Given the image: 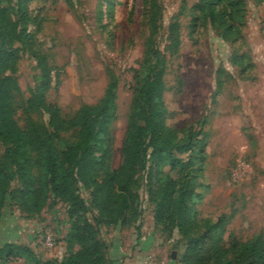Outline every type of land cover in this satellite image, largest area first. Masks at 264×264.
<instances>
[{"label":"rangeland","instance_id":"obj_1","mask_svg":"<svg viewBox=\"0 0 264 264\" xmlns=\"http://www.w3.org/2000/svg\"><path fill=\"white\" fill-rule=\"evenodd\" d=\"M155 2L159 20L151 47L164 70L165 123L180 140L189 129L202 130L198 138L205 156L202 172L194 179L198 198L191 206L190 233L183 238L171 223L155 222L152 198L158 178L169 166L144 161L136 168L130 205L119 219L100 208L91 187L79 185L84 210L70 212L66 202L53 196L35 210L25 207L18 193L20 182L7 180L0 247L15 242L28 246L37 260L61 259L80 250L74 233L85 221L95 231L106 264H122L128 256L144 264L149 260L181 264L189 253L185 242L199 235L204 236L199 255L210 264L217 256L222 259L219 247L233 241L259 237L264 251V0H225L224 14L232 16L235 39L219 35L196 10L197 0ZM17 3L18 31L27 21L30 36L24 46L13 45L9 30L4 34L6 46L18 45L13 70L17 89L11 97L16 124L25 134L47 128V113L27 102L41 81L38 57L49 68L46 100L63 116L74 114L82 103H95L113 72L116 116L105 144L109 164L116 168L122 157L134 71L149 40L150 0H2L11 8ZM76 137L75 128L58 132V139ZM3 150L0 144V170L8 175ZM29 155L35 167L36 152ZM5 264L32 263L19 258Z\"/></svg>","mask_w":264,"mask_h":264},{"label":"trees","instance_id":"obj_2","mask_svg":"<svg viewBox=\"0 0 264 264\" xmlns=\"http://www.w3.org/2000/svg\"><path fill=\"white\" fill-rule=\"evenodd\" d=\"M224 2L197 0L195 8L222 38L235 39L237 35H233V23L229 21L232 16L224 14L228 8ZM150 3L147 16L149 40L139 68L134 71L135 82L121 146V162L113 168L106 157L108 147L105 144L109 126L116 116L117 77L113 72L108 73L103 93L95 103H82L74 114L63 116L58 106L46 100L49 68L43 57H38L41 81L27 102L31 108H40L47 113V128L25 134L18 127L11 101L17 89L13 70L18 45L13 48L6 46L4 34L9 30L13 45L24 46L28 44L30 34L25 28L27 21H23L18 31L15 19L18 3L11 8L2 5L0 0V144L4 147L3 155L9 170L8 175L0 170V210L7 193V180L16 179L20 182L18 193L25 207L38 210L48 196H53L66 202L70 212L84 210V201L78 192L82 184L92 188V194L104 212L112 213L119 219L130 205V184L137 166L144 161H162L168 164L169 170L158 178L159 187L152 198L155 222L163 225L169 222L183 238L188 236L191 206L198 198V194L194 193V179L202 172L205 156L198 138L202 130L189 129L185 138L180 140L165 123L164 70L157 51L151 47L153 35L158 29L159 8L155 0H150ZM74 128L77 129L74 140L58 139L59 131ZM31 150L36 152L35 167L29 155ZM177 152L185 153V158ZM77 229L74 237L81 244L80 250L70 252L61 259L37 260L28 246L6 242L0 247V262L5 264L26 258L32 264H106L92 225L84 221ZM72 239L68 240L69 244ZM203 239L204 236L199 235L185 242L189 253L181 259V264H192L193 261L195 264H210L199 255ZM219 248L218 254L223 257H215L213 264H264L259 237L246 242L233 241Z\"/></svg>","mask_w":264,"mask_h":264},{"label":"crops","instance_id":"obj_3","mask_svg":"<svg viewBox=\"0 0 264 264\" xmlns=\"http://www.w3.org/2000/svg\"><path fill=\"white\" fill-rule=\"evenodd\" d=\"M122 264H144L143 260L136 258V256H128L122 262Z\"/></svg>","mask_w":264,"mask_h":264},{"label":"built area","instance_id":"obj_4","mask_svg":"<svg viewBox=\"0 0 264 264\" xmlns=\"http://www.w3.org/2000/svg\"><path fill=\"white\" fill-rule=\"evenodd\" d=\"M46 244H47V246L51 245V238L49 236L46 237ZM147 263L148 264H163L162 261H155L154 262L153 260H149Z\"/></svg>","mask_w":264,"mask_h":264},{"label":"water","instance_id":"obj_5","mask_svg":"<svg viewBox=\"0 0 264 264\" xmlns=\"http://www.w3.org/2000/svg\"><path fill=\"white\" fill-rule=\"evenodd\" d=\"M171 256H172V257H174V256H175V253H174V251L171 253Z\"/></svg>","mask_w":264,"mask_h":264}]
</instances>
